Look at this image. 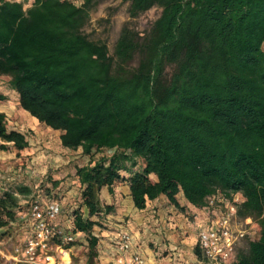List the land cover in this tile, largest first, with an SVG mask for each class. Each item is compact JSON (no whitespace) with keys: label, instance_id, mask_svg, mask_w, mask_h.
I'll return each mask as SVG.
<instances>
[{"label":"trees","instance_id":"trees-1","mask_svg":"<svg viewBox=\"0 0 264 264\" xmlns=\"http://www.w3.org/2000/svg\"><path fill=\"white\" fill-rule=\"evenodd\" d=\"M102 1L0 0V77L63 148L88 157L74 168L69 212L86 264L98 258L94 227L113 211L100 191L120 183L137 210L180 196L211 213L212 197L239 195L238 217L258 231L224 264H264V0H121L131 19L160 13L145 33L124 25L112 53L84 31ZM10 147L28 141L0 111V149ZM31 196L25 185L0 189V230Z\"/></svg>","mask_w":264,"mask_h":264},{"label":"rangeland","instance_id":"rangeland-1","mask_svg":"<svg viewBox=\"0 0 264 264\" xmlns=\"http://www.w3.org/2000/svg\"><path fill=\"white\" fill-rule=\"evenodd\" d=\"M27 7V5H25ZM160 9L152 7L138 17L131 19L127 12V3L121 0H104L100 2L91 13L89 23L84 27L85 33L90 39L103 41L109 52H113L115 42L119 36L121 28L128 24L138 33H145L150 24L158 17ZM0 92L7 96V100L0 102V111L6 116L7 128L16 130L25 135L28 141V147L22 151H17L10 147L6 150L0 149V189H5L15 184L25 185L33 191V196L21 199L19 202L20 212L26 213L27 201L33 199L54 200L57 201L62 209V213L57 221V228L62 231L61 236H65L71 231L69 223V212L79 203V184L74 177V168L87 163L88 157L82 155L80 150H68L60 145L59 131L52 130L45 125L39 123L31 117L27 112L23 111L17 103V95L8 88L7 78L0 77ZM151 179H154L151 177ZM57 182L54 187L53 183ZM118 185L127 186L125 183ZM182 201L183 199L178 196ZM108 201L101 198V202ZM184 201V200H183ZM113 207V211L100 218V224L94 227V234L100 239L98 247V256L106 252V238L109 233L114 231V224L123 223L130 224L133 219L138 218V213L133 210L130 202L124 195H121L119 202L114 204L109 202ZM214 202L213 206H217ZM125 213L121 216L120 221L116 220L115 215ZM206 209L199 213L205 215ZM18 217V215H17ZM148 220H158L159 216L150 212ZM196 220L198 217L195 218ZM150 226L146 232L142 229L134 227V231L138 232L141 241L156 254V257L165 256L166 252L160 248L159 230ZM258 227L252 223L249 226L250 231H254L256 235ZM28 230V222H17L16 220L10 224L5 230H0V264H24L12 258L15 254L14 249L23 245L24 235ZM62 237L55 236L53 241L59 242ZM82 240V239H81ZM79 241L72 242L70 254V264H86L85 249L79 247ZM242 241L239 247H244ZM200 264H208L201 257ZM92 264H101L99 259L93 260Z\"/></svg>","mask_w":264,"mask_h":264},{"label":"built area","instance_id":"built-area-1","mask_svg":"<svg viewBox=\"0 0 264 264\" xmlns=\"http://www.w3.org/2000/svg\"><path fill=\"white\" fill-rule=\"evenodd\" d=\"M214 201L212 197L209 203L213 210L208 213L209 223L199 229L196 246L208 264L230 263L242 241L255 236L254 231L249 230L254 222L249 218L242 220L238 217L239 195H234L232 201L221 199L222 204L217 206H213ZM26 203L27 212L19 213L16 221L28 222V230L23 237V245L14 249L12 258L24 264H70L71 246L67 245H71L78 234L69 231L61 236L62 231L57 228L62 213L60 204L54 200L39 199ZM55 236L63 240L55 242ZM108 242L114 247V261L117 264H145L144 257L138 251L131 250L133 237L126 230L116 231L109 236Z\"/></svg>","mask_w":264,"mask_h":264},{"label":"crops","instance_id":"crops-1","mask_svg":"<svg viewBox=\"0 0 264 264\" xmlns=\"http://www.w3.org/2000/svg\"><path fill=\"white\" fill-rule=\"evenodd\" d=\"M18 1H31V0H18ZM121 195H124L128 199L131 206H133L131 198L129 196V190L127 186L116 185L113 193L108 194L107 189L103 188L100 191V199L108 200L103 204L111 205L110 200L115 204L119 202ZM178 206L171 204L164 196H160L152 201H147L146 206L142 210H137L132 207V213L136 211L138 218L133 219L129 224L117 223L114 224V231L109 233L106 238L105 247L106 252L98 256L101 264H117L114 261V247L108 242L109 236L120 229H124L129 232L133 237L132 251H138L145 259V264H200L201 261L196 257L194 250L196 246V238L199 229L206 227L209 223L208 211L205 215L199 213L203 209H196L186 203L177 199ZM115 208V207H113ZM116 209V208H115ZM119 214H116L114 218L120 221L121 216H125V213H120V209H117ZM150 212L159 216L158 220H147L145 215ZM198 217L196 220L195 218ZM155 226V230H159L160 236V248L166 252L165 256L156 257L155 253L141 241V237L138 232H135L134 227L142 232H146L149 227ZM82 237L77 235L76 240L79 241V247L84 248L80 243ZM73 247H71L72 249ZM199 250V249H198ZM86 260V258H85Z\"/></svg>","mask_w":264,"mask_h":264}]
</instances>
